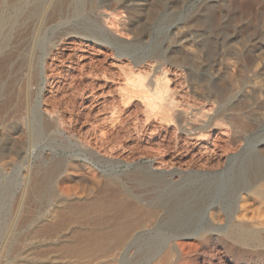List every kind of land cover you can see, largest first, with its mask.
I'll list each match as a JSON object with an SVG mask.
<instances>
[{
    "label": "rangeland",
    "instance_id": "374dc122",
    "mask_svg": "<svg viewBox=\"0 0 264 264\" xmlns=\"http://www.w3.org/2000/svg\"><path fill=\"white\" fill-rule=\"evenodd\" d=\"M37 1L0 35V264L81 261L93 182L94 198L129 205L124 177L159 163L172 185L210 183L214 227L227 224L246 196L239 171L264 165V0ZM12 5L0 0V18ZM205 208L196 230L210 228ZM233 246V264H264ZM207 257L198 244L187 259Z\"/></svg>",
    "mask_w": 264,
    "mask_h": 264
},
{
    "label": "bare ground",
    "instance_id": "6f19581e",
    "mask_svg": "<svg viewBox=\"0 0 264 264\" xmlns=\"http://www.w3.org/2000/svg\"><path fill=\"white\" fill-rule=\"evenodd\" d=\"M28 1L17 0L18 7H15V4L9 6L10 17L0 18V35L2 26L4 24L11 25L15 16L20 14L19 9L26 6ZM77 1L80 3L82 0ZM78 8L75 7L76 10ZM38 9V5L30 8L29 16H34ZM8 34L10 33L8 32ZM4 38L3 34L1 40ZM159 97L156 98L159 99ZM144 100L145 108H148L150 112L158 110L161 119L164 120L162 116L165 112V108L162 106L164 104H156L150 96L145 97ZM150 112L147 113L150 114ZM244 165L243 170L239 171L236 177V183L240 187L239 191L244 190L246 196L238 195L236 197L239 198L238 208L231 213L227 224L219 227H214V222L217 220L216 213L211 211L212 209L208 205L213 190L211 184L206 181L202 185L195 186L194 182H187L190 178L182 177L181 181L172 185L169 180L171 174L164 170L161 163L153 171L139 168L124 177L126 185L128 184L132 189L125 190L129 194L128 199L130 198L131 200H129L132 202L129 205L126 202L127 199L118 203L114 198L106 197V193H103L99 199L94 198L93 194H95L98 184L97 181H94L93 185L91 184V190L89 189L90 192L88 191V207L83 213L85 221L81 224L78 223L79 227H86L89 232L85 242L89 246L88 254L86 253L87 256L81 261L74 258L76 260L72 264H190L192 260L189 261L187 256L198 244L208 254L205 260L206 264H233L230 259L236 262L233 259H236L235 256H240L241 253L236 249L237 247L234 248L233 244L252 247L264 252V165L256 157L250 158ZM53 172L54 169L49 170L45 177L51 179ZM250 197L257 199L260 208H256H259L260 212H249L246 204ZM204 207L209 210V221H205L207 227L211 229L196 230L194 216ZM143 210H146L145 213ZM139 212L144 213L141 219L136 218V215L140 214ZM201 216L203 215L201 214ZM149 224L157 233L162 231L168 236L163 239V237L150 235L153 230L146 229ZM256 255L257 259H264V256ZM252 264L255 263L252 262Z\"/></svg>",
    "mask_w": 264,
    "mask_h": 264
}]
</instances>
